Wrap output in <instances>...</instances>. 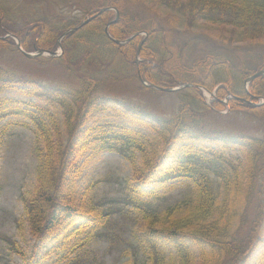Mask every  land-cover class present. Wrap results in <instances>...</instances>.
Returning a JSON list of instances; mask_svg holds the SVG:
<instances>
[{
  "label": "trees",
  "instance_id": "obj_1",
  "mask_svg": "<svg viewBox=\"0 0 264 264\" xmlns=\"http://www.w3.org/2000/svg\"><path fill=\"white\" fill-rule=\"evenodd\" d=\"M33 1L0 0V57L11 52L28 61H55L70 77L49 84L0 63V93L16 87L38 98H0V150L13 124L30 127L37 142L36 185L23 198L24 218L17 219L20 232L27 227L41 243L55 238L48 254L63 264L87 260L114 211L109 199L93 197L96 181L82 188L80 179L95 156L111 150L132 167L125 202L137 209L145 224L129 250L141 253L145 264H242L253 256L264 261V135L234 136L209 126L205 118L213 109L229 108L264 123V101L257 104L264 99V74L246 84L248 76L264 69V57L258 69L234 60L237 42L264 37V0H187L193 20L230 24L239 32L236 40L223 38L219 47L191 62L182 60L185 44L171 41L168 29L156 27L138 10L134 18L128 14L129 2L136 5L139 0H98L82 14L56 11L40 0L28 7ZM104 7L110 9L101 11ZM116 10L120 16L111 22ZM89 16V22L62 38L58 57H27L14 38L26 51H53L67 29ZM143 31L147 36L137 61L145 35L122 44L116 39ZM173 44L179 45L177 50ZM140 77L162 87L181 86L175 91L179 109L155 117L106 90L110 79ZM201 87L216 92L211 104ZM141 88L156 91L142 82ZM110 109L151 131L132 122L93 121L96 113ZM211 174L219 178L220 193ZM182 178L195 188L190 208L181 215L177 207L157 210L151 200L157 190ZM10 244L25 255L18 241Z\"/></svg>",
  "mask_w": 264,
  "mask_h": 264
},
{
  "label": "rangeland",
  "instance_id": "obj_2",
  "mask_svg": "<svg viewBox=\"0 0 264 264\" xmlns=\"http://www.w3.org/2000/svg\"><path fill=\"white\" fill-rule=\"evenodd\" d=\"M34 1L28 7L33 8L36 5ZM97 1L40 0V3L42 6L46 3L48 8L56 11L82 14L85 10L96 7ZM187 2V0H181L175 4L174 0H139L136 5L129 2L126 9L132 18H134V11L138 10L139 16L153 19L156 27L162 26L168 29L169 35L173 37L171 41L185 44L181 46V56L186 62L203 57L215 46L219 47L221 45L219 41L223 38L232 37L235 40L239 38V32L230 24L205 19L193 20L190 8L185 6V4L188 5ZM248 40L236 43L239 48L234 50L236 54L234 60L248 69H258L264 57V37L256 39L255 42ZM173 45L177 50L179 45ZM3 54L0 57V63L13 66L20 73L49 84L70 77L65 68L55 61L42 63L28 61L17 53L4 52ZM106 90L117 95L122 102L137 107L144 114L150 113L155 117L172 114L180 106V98L175 91L157 92V90L141 88V82L136 78L110 79ZM2 97L38 99L24 95L16 87L3 90L0 93V98ZM205 97L208 104L214 100V97L207 91H205ZM226 99L224 98V101ZM205 118L209 126L228 130L234 136L242 133L264 135V123L260 119L239 112H231L229 108L220 111L213 109ZM8 119L3 123H6ZM93 121L131 123L132 118L123 112L110 109L96 113ZM134 124L151 131L149 127L141 123ZM36 145L35 134L30 127L13 124L0 150V264H63L57 256L48 254L57 241L55 238L41 243L36 241L27 227L25 231L20 232L17 223V219L24 218L23 198L29 196L36 185L38 165ZM233 151L242 155L238 150ZM131 175L132 167L129 160L111 150L101 152L86 166L80 179L81 187L84 188L96 181L97 184L92 192L93 197L109 199L108 204L114 211V216L102 229L103 235L96 239L91 255L87 260L83 259L81 264H145L141 253L133 254L129 250L130 246L135 243L134 235L145 224L137 209L125 202L126 180ZM211 177L216 192L220 193L219 178L215 174H211ZM194 197L193 184L182 178L159 188L151 200L157 210L164 212L169 207H177V215H181L190 208ZM10 240L18 241L25 255H20L11 246ZM63 255L64 253L61 256ZM242 264H264V261L259 262L253 256Z\"/></svg>",
  "mask_w": 264,
  "mask_h": 264
},
{
  "label": "water",
  "instance_id": "obj_3",
  "mask_svg": "<svg viewBox=\"0 0 264 264\" xmlns=\"http://www.w3.org/2000/svg\"><path fill=\"white\" fill-rule=\"evenodd\" d=\"M118 17H119V12H117V17H116L115 20H117ZM89 20H90V18L86 19L85 21H83L82 24L87 23ZM115 20H114V21H115ZM80 26H81V25H80ZM77 28H78V27H74V28L68 29L67 31H65V32L63 33V36L66 35L67 33L71 32V31L76 30ZM107 31H108V29H107ZM61 38H62V37H61ZM61 38L58 40V43H59L60 45H61ZM117 42H118V43H124L125 41L117 40ZM143 42H144V41H142L141 46H142ZM17 43H18L19 48L22 49L19 40H17ZM141 46H140V49H141ZM140 49H139V51H140ZM60 50H61V52L63 51L62 47L60 48ZM22 51H23L24 54L27 55L28 57H32V56H35V55H45V54H50V55H53V56L60 55L59 50H56V51H45V50H43V49H39L37 52H28V51H25V50L22 49ZM262 73H264V70L258 71V72H256L255 74L249 76V77L247 78V82L251 81L253 78L257 77L258 75H260V74H262ZM153 86L156 87L157 89H160V90H166V91H172V90L177 89V88H172V87H159V86H155V85H153Z\"/></svg>",
  "mask_w": 264,
  "mask_h": 264
}]
</instances>
